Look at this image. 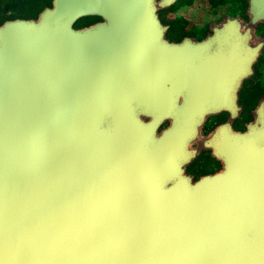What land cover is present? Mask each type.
Wrapping results in <instances>:
<instances>
[{"label": "water", "instance_id": "1", "mask_svg": "<svg viewBox=\"0 0 264 264\" xmlns=\"http://www.w3.org/2000/svg\"><path fill=\"white\" fill-rule=\"evenodd\" d=\"M173 1L53 0L0 24V264H264V113L204 133L260 46L227 15L171 41ZM208 148L223 167L194 178Z\"/></svg>", "mask_w": 264, "mask_h": 264}, {"label": "flooded vegetation", "instance_id": "2", "mask_svg": "<svg viewBox=\"0 0 264 264\" xmlns=\"http://www.w3.org/2000/svg\"><path fill=\"white\" fill-rule=\"evenodd\" d=\"M157 1L161 3L162 0ZM52 3L53 0L50 1L48 6H51ZM172 3L173 4L170 6L160 8L158 11L159 18L168 26L166 36L171 41L180 42L185 38L201 41L214 36L211 27L212 22H221L226 15L232 18L239 16L245 28H253V31L251 30L250 32L244 33L248 38L249 45L252 47L260 46V53L252 64L251 73L242 79L240 86H237L236 109L234 111L224 109L220 112L211 114L205 124L204 133L206 136L210 137L213 132L220 127H226L227 132L245 130L249 122L254 121L261 113H264V20L257 21L256 23L253 22L252 17L248 14L249 3H251L250 0H175ZM198 3H206L204 9L207 8L208 12H206L209 13V15L206 16L208 19L207 22L202 27H196V29L198 28L197 31H194V26L193 28L191 27L193 31H179L180 27L177 25L183 23L185 19L189 21L186 16L192 15L195 10V4L198 5ZM211 3H224L225 5L226 12L222 14L219 20L212 21L211 19V11L213 9ZM168 14L174 16L173 21L169 22ZM83 20H91L92 22L89 23L91 24L102 20V18L98 16H86L80 19L79 22ZM225 36L229 35L226 34ZM239 36L240 35H236V40L230 42L231 45H236L237 51L239 44H241L238 39L240 38ZM228 44L229 43L225 44L226 51L229 50ZM216 165L220 166L218 170L223 167L222 161L214 155L213 149H203L200 151L199 155L187 165V172L196 178V175L199 173L201 176L218 171L211 170V167Z\"/></svg>", "mask_w": 264, "mask_h": 264}, {"label": "rangeland", "instance_id": "3", "mask_svg": "<svg viewBox=\"0 0 264 264\" xmlns=\"http://www.w3.org/2000/svg\"><path fill=\"white\" fill-rule=\"evenodd\" d=\"M51 0H0V24H2L5 20L15 17H36L37 14L45 7L50 4ZM197 4V3H196ZM195 4V10L192 15L186 16L187 19L184 20L183 23L177 25L180 27L179 31L188 32L191 31V27H195L194 31H197L198 28L202 27L207 22L206 16L209 15L207 13V8L204 9L206 3H198ZM212 11H211V19L219 20L223 13L226 12L224 3H211ZM210 5V4H209ZM207 11V12H206ZM173 15L168 14L169 22L173 21ZM94 18V17H92ZM91 20H83L78 22V26L87 25ZM196 24V25H195ZM209 29V28H208ZM193 31V30H192ZM220 168L219 165L212 166L211 170L216 171ZM200 176V173L196 175V178Z\"/></svg>", "mask_w": 264, "mask_h": 264}]
</instances>
